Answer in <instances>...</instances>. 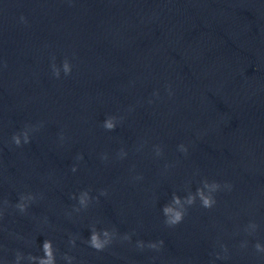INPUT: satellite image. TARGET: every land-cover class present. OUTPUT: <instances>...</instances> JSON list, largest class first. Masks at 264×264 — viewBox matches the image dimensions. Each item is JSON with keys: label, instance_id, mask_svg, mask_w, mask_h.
Here are the masks:
<instances>
[{"label": "clouds", "instance_id": "9594fccd", "mask_svg": "<svg viewBox=\"0 0 264 264\" xmlns=\"http://www.w3.org/2000/svg\"><path fill=\"white\" fill-rule=\"evenodd\" d=\"M62 67H63V71H64L65 75H69L71 73V65L67 60L64 61ZM53 72H54V75L56 77H59L60 69L57 68L55 65H53ZM103 127L108 131L115 130V128H116V117L109 116L104 121ZM23 138H24V143L29 142V135H28L27 131H25L23 133ZM13 141L17 146H19L21 144L20 136L14 135ZM180 147H181V150H183L185 152L187 151V149L183 145H181ZM157 154H159V150H158ZM82 158H83L82 156L78 157V159H82ZM72 171L73 172L76 171L75 166H73ZM218 187H219V185L216 183L208 184L207 181H205L204 182V188L209 189L208 194H206L203 189H197L195 194L189 193V195L186 198H184L183 200L181 199V197H179L177 195H173L171 204L165 205L162 209L163 214L166 217L165 223L169 226H174V225H177L180 222H182V220L184 219V215H185L184 205L185 204L192 205L193 203H195V200L197 197H199V199L201 200L203 207L211 208L213 206V204L215 203V199L211 195V192L215 191ZM22 199H24V197H22ZM87 201H88V194H87V192H85L81 195L79 202L82 206L86 207ZM176 206H179V207H176ZM17 207L20 209L21 212L26 210V205L23 203L18 204ZM101 235L103 236V239L101 238ZM125 239L130 240L131 237L126 236ZM110 241H111V234L107 230H104L101 234V232L97 231L96 228L93 226V228L91 230L90 237H89L87 242H88L90 247L96 249L97 251H101L104 249V247L108 243H110ZM72 243L74 244L75 241L73 240ZM137 244L139 247L144 246L142 241H138ZM160 244L161 245L163 244L162 240L160 241ZM148 246L151 248L157 247V245L154 243L149 244ZM41 247H42V251L44 253V255L42 257H36V256L29 255L28 259L30 261H37L38 264H56V254H55V250H54L52 241L49 239H45L43 241ZM256 247H257V249H259L260 245L257 244ZM20 259H21L20 255L17 254V262ZM65 259H68L70 261L72 258L71 257H65Z\"/></svg>", "mask_w": 264, "mask_h": 264}]
</instances>
